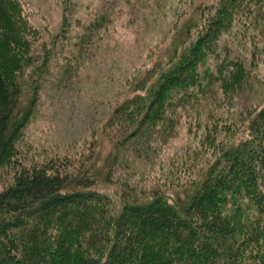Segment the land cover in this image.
<instances>
[{
    "label": "trees",
    "instance_id": "obj_1",
    "mask_svg": "<svg viewBox=\"0 0 264 264\" xmlns=\"http://www.w3.org/2000/svg\"><path fill=\"white\" fill-rule=\"evenodd\" d=\"M172 2L182 9L164 58L133 72L85 148L32 160L18 143L48 59L31 55L0 0V264H264V102L233 112L224 99L216 113L198 69L233 24L263 37L261 0ZM230 64L216 71L230 74L226 93L250 79L243 59ZM182 118L199 163L142 187L132 174L151 156L146 132Z\"/></svg>",
    "mask_w": 264,
    "mask_h": 264
},
{
    "label": "rangeland",
    "instance_id": "obj_2",
    "mask_svg": "<svg viewBox=\"0 0 264 264\" xmlns=\"http://www.w3.org/2000/svg\"><path fill=\"white\" fill-rule=\"evenodd\" d=\"M7 1L20 40L29 42L38 61L48 59L39 101L18 143L21 157L32 160L85 148L112 105L127 94L126 80L133 72L164 58L182 9L176 6L175 11L172 0H160L157 6L155 0ZM260 4L264 11V0ZM239 27L233 24L224 30L198 65L200 71L211 73L202 96L216 113H223L219 103L224 99L233 112L245 103L264 102V35L239 38ZM237 59L244 60L250 79L226 93L220 85L223 81L231 90L230 74L224 70L220 81L216 71L221 65L231 68ZM182 119L173 128L155 132L154 125L146 132L143 150L151 156L139 155L132 174L142 187H154L156 178H172L199 163L192 154L196 139Z\"/></svg>",
    "mask_w": 264,
    "mask_h": 264
}]
</instances>
